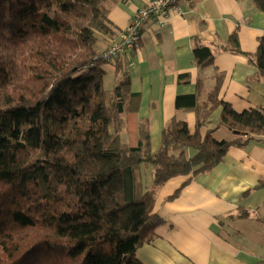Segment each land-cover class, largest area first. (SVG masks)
<instances>
[{
	"label": "trees",
	"instance_id": "obj_1",
	"mask_svg": "<svg viewBox=\"0 0 264 264\" xmlns=\"http://www.w3.org/2000/svg\"><path fill=\"white\" fill-rule=\"evenodd\" d=\"M200 1L176 3L193 10ZM253 2L264 12V0ZM112 5L0 0V264H145L137 251L165 223L154 211L157 188L185 176L172 199L231 147L264 141V109L237 111L221 98L225 74L217 70L210 92L199 78L196 92L176 97L177 110L195 113V132L174 116L153 152L139 120L136 143L124 142L141 92L132 90L126 72L112 89L105 87L108 61L100 57L99 41L114 34ZM219 48L244 53L237 35L225 46L199 43L193 53L200 69L215 66ZM244 54L263 80L264 35L255 52ZM218 108V125L202 135ZM220 126L237 137L217 139ZM143 167L152 170L149 188ZM256 187L264 188V178ZM248 215L241 209L232 217Z\"/></svg>",
	"mask_w": 264,
	"mask_h": 264
},
{
	"label": "crops",
	"instance_id": "obj_2",
	"mask_svg": "<svg viewBox=\"0 0 264 264\" xmlns=\"http://www.w3.org/2000/svg\"><path fill=\"white\" fill-rule=\"evenodd\" d=\"M152 1L113 0L109 18L114 34L104 35L100 47L119 38L137 11ZM178 6L171 9L169 19L162 24L154 17L145 22L139 50L124 53L105 65V80H110L107 89H112L126 72L132 90L141 92L132 126L135 138L130 141L128 132L124 133L130 143H136L140 130L137 121L141 120L150 132L153 152L174 116L185 119L191 132H195V113L177 110L176 97L196 92L199 78L204 80L205 94L210 92L217 70L225 74L221 98L237 111L264 109V79H257L258 68L244 54L257 50L259 38L264 35V12L253 0H201L193 10L185 3ZM232 35H237L244 53L219 48L215 66L200 69L193 53L195 45L225 46ZM183 74H187L189 82H179ZM220 115L218 108L201 129L202 135L218 125ZM214 136L219 140L237 137L226 126L216 128ZM195 153L189 150L190 156ZM142 170L144 188H149L153 184L152 170ZM262 178L261 140H252L245 147H231L221 163L196 176L169 199L187 179L172 178L156 190L154 211L165 223L158 228L159 236L144 243L137 256L145 264H264V188L256 187ZM241 209L249 215L232 217Z\"/></svg>",
	"mask_w": 264,
	"mask_h": 264
},
{
	"label": "built area",
	"instance_id": "obj_3",
	"mask_svg": "<svg viewBox=\"0 0 264 264\" xmlns=\"http://www.w3.org/2000/svg\"><path fill=\"white\" fill-rule=\"evenodd\" d=\"M177 6L176 0H153L146 7L140 8L121 36L111 40L110 44L101 52L100 57L110 61L124 53L139 50L145 22L154 17L158 23L162 24L169 19L171 9ZM178 10L182 12L179 6Z\"/></svg>",
	"mask_w": 264,
	"mask_h": 264
},
{
	"label": "rangeland",
	"instance_id": "obj_4",
	"mask_svg": "<svg viewBox=\"0 0 264 264\" xmlns=\"http://www.w3.org/2000/svg\"><path fill=\"white\" fill-rule=\"evenodd\" d=\"M103 36H104V35H103ZM100 42H101V39H100V41H99V46L101 45ZM109 44H110V43H109ZM109 44H108V45H109ZM108 45H107V46H108ZM101 46H102V45H101ZM107 46H106V47H107ZM106 47H103V48L100 47V48H101V51H103ZM113 60H114V59H113ZM110 61H112V60H110ZM110 61H108V62H110ZM108 79H109V78L107 77V78H106L107 81L105 80V82H106V88H109L110 80H108ZM105 82H104V83H105ZM133 124H134V118L131 119V123L129 124V125H130V132H131V134L128 135V136H129L130 141H131V140L133 141V139L135 138V132H133V128H132ZM128 136H127L126 133H124V134L122 135V137H123V141H124V142H127V141H128V142L130 143V141L128 140ZM128 142H127V143H128ZM150 144H151V142H150Z\"/></svg>",
	"mask_w": 264,
	"mask_h": 264
}]
</instances>
